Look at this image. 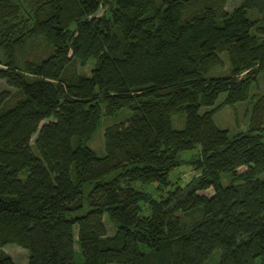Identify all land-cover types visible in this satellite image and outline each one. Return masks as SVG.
<instances>
[{"label": "trees", "instance_id": "obj_1", "mask_svg": "<svg viewBox=\"0 0 264 264\" xmlns=\"http://www.w3.org/2000/svg\"><path fill=\"white\" fill-rule=\"evenodd\" d=\"M225 4L0 0V78L18 93L9 104L0 90V246L26 247V264H76L77 249L82 264H203L214 249L218 264H264V93L247 129L213 120L264 71V0ZM40 39L48 53L24 57ZM221 53L230 72L208 75ZM125 107L98 155L88 141L102 116ZM183 163L198 174L155 197L148 185L171 184ZM0 264L17 263L0 248Z\"/></svg>", "mask_w": 264, "mask_h": 264}, {"label": "rangeland", "instance_id": "obj_2", "mask_svg": "<svg viewBox=\"0 0 264 264\" xmlns=\"http://www.w3.org/2000/svg\"><path fill=\"white\" fill-rule=\"evenodd\" d=\"M155 1L157 3L160 2V0H155ZM239 2L240 0H226L225 7L226 9L230 10L234 5L238 4ZM23 4L24 6L22 8L24 9V11L22 12L25 15V17H27L30 14L28 10L29 8L25 2H23ZM105 10L106 9L102 6L99 9L98 13L102 14L105 12ZM250 15L255 16L256 12L252 10L250 12ZM49 49L50 46L46 44V42L43 39H40L37 45L29 46L27 49H25L24 57L32 58V57H36L37 55L44 56L48 53ZM220 55L223 58V64L214 66L212 69H210L208 75H223V74H228L230 72L231 64L229 59L224 53H221ZM93 63L94 60H89L85 65L79 66L78 69L80 72L87 74L90 72V68L92 67ZM3 89L8 90L9 93L12 95L9 100V104H11L15 100V98L18 97L17 91L15 90L14 87L7 85L4 79L0 78V90ZM262 93H264V71L259 74L257 83L251 88L249 96L247 98H245L244 100L237 101L234 104H224L217 111L214 112L213 120L215 124L220 128H225L229 130V133L231 134L247 129L249 126V117H250L252 104ZM223 97H224V93L220 94L219 97L216 99L215 104L222 101ZM207 108L208 107L206 106H202L200 107V111H203ZM131 114L132 112L125 107L122 108L116 116H102V119L95 133L93 134L92 138L88 141V145L92 147L98 155H103L105 153L104 137H103L105 126L112 122L125 120L128 117V115L130 116ZM171 124L175 128L184 127L185 112L179 111L177 113L172 114ZM195 151L196 149L186 150L181 152L180 155L183 156L185 159H187ZM196 174H198V170H196V168H194L192 164L183 163L169 172L168 177L171 180V184L163 187L162 189H156L155 184H149L148 187L155 197L166 196L167 192L173 189L175 185L177 184L184 185L186 181H188L192 176ZM257 176L261 179H264V171L259 173ZM221 181L223 184H227L229 182V176L227 174H224L222 176ZM199 192L209 195L213 193V189L208 188V189L200 190ZM142 206L145 205L142 204ZM182 215H184L185 219L189 218L183 213ZM107 216H108L107 213H104L103 218L106 225L107 233L111 234L115 230V225ZM0 248L8 252L17 264L27 263L29 251L26 247L21 246L17 243H6L0 246ZM219 257H220V250L214 249L203 264H218ZM76 264H82V255L78 251V249L76 254Z\"/></svg>", "mask_w": 264, "mask_h": 264}]
</instances>
